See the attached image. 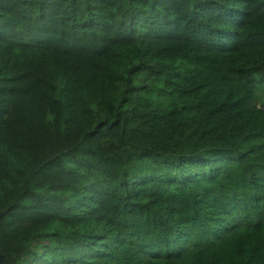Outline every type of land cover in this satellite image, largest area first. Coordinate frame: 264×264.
Listing matches in <instances>:
<instances>
[{
  "label": "trees",
  "instance_id": "1",
  "mask_svg": "<svg viewBox=\"0 0 264 264\" xmlns=\"http://www.w3.org/2000/svg\"><path fill=\"white\" fill-rule=\"evenodd\" d=\"M0 264H264V0H0Z\"/></svg>",
  "mask_w": 264,
  "mask_h": 264
},
{
  "label": "water",
  "instance_id": "2",
  "mask_svg": "<svg viewBox=\"0 0 264 264\" xmlns=\"http://www.w3.org/2000/svg\"><path fill=\"white\" fill-rule=\"evenodd\" d=\"M4 213V211L2 210V211H0V217L2 216V214ZM2 256H3V254L0 252V260L2 259Z\"/></svg>",
  "mask_w": 264,
  "mask_h": 264
}]
</instances>
